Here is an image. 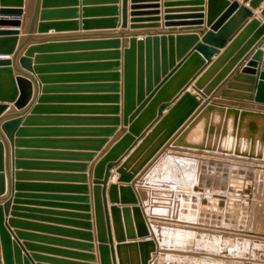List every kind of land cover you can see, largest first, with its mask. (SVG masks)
I'll return each mask as SVG.
<instances>
[{"label":"crops","instance_id":"crops-1","mask_svg":"<svg viewBox=\"0 0 264 264\" xmlns=\"http://www.w3.org/2000/svg\"><path fill=\"white\" fill-rule=\"evenodd\" d=\"M23 1L24 13L20 16L21 24L0 25V30L18 31L15 35L7 36L15 41L4 43L0 59H12L16 56L15 64L18 70L14 69V74L20 71L30 73L33 85L32 98L21 109L16 108L14 102L0 101L8 105L0 115V139H4L7 152L6 189L0 195L3 227L10 237L14 258L17 248L22 264L26 256L30 258L32 264H102L100 252L102 243L97 228L94 180L98 164L128 133L132 124L129 117L133 110L127 112L124 105L125 45L127 46L133 37L137 39L146 37L147 34L142 33L149 31L161 32L157 36L164 35L167 38L170 35L189 34L194 35L196 39L184 54L191 52L202 41L204 34L210 29L209 25L217 21L226 6L219 8L215 13H210V0H128V28H122L123 0L41 1L36 22L32 32L29 33L36 0ZM237 1L250 9L252 16L245 19L243 13L238 11L231 16L235 19V25L227 38L228 45L244 31L247 23L252 19L256 18L264 23V16L261 14L264 0H260L256 6L250 5L251 0ZM194 4H201L204 10L165 13L166 6H169L170 10L197 9L191 8L198 7ZM132 5H160L157 9L161 13L132 16ZM214 5L219 6V4ZM0 8H2L1 0ZM149 9L154 8L139 10ZM167 14L175 15L173 17L202 15L201 18L171 20L176 21L174 23H201L166 26L164 18ZM2 18L12 19V16L0 15V19ZM42 25L45 27H41ZM131 25L137 27L131 28ZM254 33L255 30L206 80L205 87H208L220 72L227 69L226 77L224 76L223 82L216 86L212 94L202 95L196 87L197 81L212 65H207L204 59L197 67L195 77L200 74L186 91L196 94L197 99L201 98L202 104L213 95L214 98L223 99L225 102L233 101L240 104L232 105L240 111H258L264 114V109H261L264 104L254 101L255 92L248 89L250 83L243 78L244 74L240 76V70L251 58L249 52L243 56L248 50L232 62ZM262 49L264 50V45ZM224 51L225 48L220 49L221 54ZM116 53L118 57H115ZM26 54L30 60L31 71L25 69L20 61ZM219 55L216 54L213 61ZM180 58L181 56L175 53L174 65ZM171 67H168V71ZM12 85L13 80L9 74H2L1 92L4 95L12 93ZM138 104L136 99L135 107ZM202 104L194 113L200 110ZM254 105L259 106L254 108ZM169 109L170 107L164 110V115ZM216 117L220 119L219 114ZM16 118H20L21 121L16 126L13 137H9L3 129V123ZM255 120L259 125L258 132L261 133L263 120L260 118ZM247 121L249 120L245 122ZM233 122L234 117L231 116L227 128L230 134L233 131ZM145 136L141 138L133 134L132 141L104 163L102 176L105 175L106 166L110 161L118 162L112 168L108 180L106 192L108 207L125 205L111 201L109 195L111 184H132L138 199L137 205L141 207L151 232L153 222L160 215L161 203L164 204L165 210L171 212L172 197L176 188L187 189L179 192L191 196L193 211L196 207L200 209L208 205L210 212H207L211 215L213 213L211 205L216 208L217 203L208 201L200 205L198 196L201 190H196L195 187L202 189V176L207 177L209 181L205 187L209 188L213 183L215 185L217 152L202 153L195 148L166 144L135 175L134 183L118 182L120 176L117 172L118 168L128 161ZM199 138L200 129L197 128L193 130L189 139L198 142ZM153 144V141L150 142L128 162L129 171L136 169L137 164ZM224 156L227 158L226 154ZM245 173L244 175L248 176ZM83 196L90 197V201L82 202L77 198ZM118 198H121L120 191ZM109 216L111 219L110 210ZM111 226L115 253L112 255L109 249V254L112 263L119 264L116 251L119 242L112 221ZM0 249L3 263L2 244ZM153 261L152 255L150 264H153Z\"/></svg>","mask_w":264,"mask_h":264},{"label":"water","instance_id":"water-1","mask_svg":"<svg viewBox=\"0 0 264 264\" xmlns=\"http://www.w3.org/2000/svg\"><path fill=\"white\" fill-rule=\"evenodd\" d=\"M41 1L47 2L50 0H36L29 33L32 32V28L36 22L41 7ZM244 1L246 2L247 0ZM259 1L260 0H251L250 5L256 6ZM214 4H219V6L215 7ZM23 5V0H1L2 8H0V15L12 16V19L2 18L0 19V25H20V16L24 13V9H22ZM194 5H197L198 7L191 8L197 9L170 10L168 8L169 6H166L165 13H171L174 11L201 12L204 10V7H201V4ZM223 6H226L223 13L219 16L217 21L209 25L210 29L204 34L202 41L199 42L191 52L184 54L186 49L196 39L194 35L189 34H179L176 36L170 35L167 38L164 35L158 37L157 34L161 32L149 31L142 33L147 34L146 37H142L141 39L133 37L129 40L128 45H125L123 62L124 105L127 112L133 110L129 117L132 124L128 129V133L113 147L109 155L98 164L96 167V179L94 180L97 228L99 239L102 243L100 246L102 264H116L115 262L112 263L109 254L110 250L112 255L115 253L111 221L113 223V230L116 239L119 242L116 246L119 264H150L152 255L154 256L158 249V244L155 237L152 235V232L148 229L142 214V209L137 205L138 199L134 194L132 184H111L109 187L111 201L125 204L123 207L111 206L109 208L106 199L110 172L118 162H116V160L110 161L106 166L105 175L102 176L104 163L110 157L115 156L119 149H123V147L130 143L133 139V134L141 136L142 138L147 131L156 124L152 131L145 136L139 147L132 153L128 161L118 168L117 172L120 174L118 182L132 183L135 175L146 166V164L156 156L166 144L178 147L195 148L202 153L205 151L224 152L258 160L264 159V149L260 148L259 151L255 150L256 142H260L261 145L264 146L263 113H259L258 111H240L239 109L232 107V105L240 104L233 101H229L228 103L223 101V99L214 98L213 95L208 97V99L202 104L203 100L201 98L197 99L198 96L196 94L186 91L192 81L200 74L199 73L195 77L196 69L201 65L204 59L207 65H212L197 81L196 87L202 95L212 94L216 86L223 82L226 77L225 74L227 69L220 72L208 87H205L206 80L212 76L215 70L223 64L232 52H235L237 48L241 46L243 41H245L255 30L253 37L244 48L240 50L232 62L248 50L243 56L249 52L251 58L240 70V76L244 74L243 78L250 83L248 89L255 92L254 101L264 104V50L262 49V46L264 45V38L262 39L264 36V23H261L260 20L256 18L252 19L247 23L244 31L235 39H232L233 41L231 40V43L228 45L227 38L235 25V19L231 18V16L238 11L239 13H243V16L246 19L252 16V11L244 5H240L237 0H210L209 12L215 13ZM144 8L154 9L144 11L139 10ZM157 8H160V5H132L131 9L133 11L131 12V15L138 16L143 14L161 13ZM261 14L264 16V8L262 9ZM173 16L175 15H165L164 20L166 26L201 23H174L176 21L171 20H173V18H201L202 15ZM136 22L142 21L136 20ZM41 27L45 26L42 25ZM134 27L137 26L131 25V28ZM122 28H128V0H123L122 3ZM17 33L18 31L16 30H0V52L4 50V43L15 41V39H10L11 37L7 36L15 35ZM120 35L124 34L120 33ZM221 48H225V51L222 54L220 53ZM175 53H177L179 57L181 56V58L178 63L174 65ZM216 54L220 55L215 61H213V57ZM115 57H118V53H116ZM28 58V54H26V56L22 57L20 61L25 69L31 71L32 67ZM15 59L16 56L12 59H0V77L2 74L8 73L13 80L12 93L4 95L0 90V101L7 100L8 102H14V106L21 109L26 106L32 98V75L25 71H20L15 75L14 69L18 70L15 64ZM169 66L172 67L168 71ZM225 95L227 94L225 93ZM136 99H138L139 103L137 107H135ZM247 99H251V97H247ZM200 104H202L200 110L197 113H194ZM255 106L259 105H254V108H258ZM168 107H170V109L164 115L163 112ZM7 108V104L0 103V115ZM261 109H264V107ZM217 114L220 115L219 120L216 117ZM231 116L234 117V122L233 131L230 134L227 128L228 119ZM256 118L263 120L261 133L258 132L259 125L255 120ZM246 120L249 121L245 122ZM20 121V118H16L3 123V129L9 137H13L15 128ZM197 128L200 129V138L198 142H193L189 139V136L192 134L193 130ZM229 137L231 138L232 147L227 148L224 146V142ZM243 139L246 141L247 147L245 149L241 147ZM152 141L154 144L137 164L136 169L129 171L128 162ZM6 155L5 142L4 139L1 138L0 195H2L6 189ZM195 189L197 190L198 187H195ZM118 191L121 193L120 199L118 198ZM213 196L217 198L221 197V199L226 198L220 195ZM77 198L82 202L90 201V197L88 196ZM203 201H206V199L204 198ZM109 210L111 211V219L109 216ZM107 236H109V238ZM0 244H2L3 254L2 263L0 249V264H22L17 248H15V258L13 256L10 237L2 223L1 207ZM29 259L26 256V258H24V264H32Z\"/></svg>","mask_w":264,"mask_h":264},{"label":"rangeland","instance_id":"rangeland-1","mask_svg":"<svg viewBox=\"0 0 264 264\" xmlns=\"http://www.w3.org/2000/svg\"><path fill=\"white\" fill-rule=\"evenodd\" d=\"M215 180L208 188L202 176L198 189L200 205L204 198L217 203L211 215L208 205L193 211L191 196L179 192L183 188L175 189L171 212L161 203L153 222V264H264V159L217 152Z\"/></svg>","mask_w":264,"mask_h":264},{"label":"bare ground","instance_id":"bare-ground-1","mask_svg":"<svg viewBox=\"0 0 264 264\" xmlns=\"http://www.w3.org/2000/svg\"><path fill=\"white\" fill-rule=\"evenodd\" d=\"M224 146L225 147H231L232 146V144H231V138L229 137L226 141H225V143H224ZM241 147L243 148V149H245L247 146H246V141L243 139L242 140V143H241ZM248 147H249V144H248ZM260 148L261 149H264V146H262L261 145V143L260 142H256V145H255V150L256 151H259L260 150ZM187 159V158H186ZM199 189V188H198ZM215 195H220V194H215ZM220 196H224V195H220ZM224 197H226V196H224ZM215 198H217V197H215ZM221 198V197H220ZM218 199V198H217ZM206 201H204V203H205ZM152 226H153V224H152ZM151 226V227H152ZM154 227V226H153ZM152 231H154V228H152ZM152 235H153V233H152ZM154 236V235H153ZM156 240V239H155ZM157 242V241H156ZM157 244H158V242H157ZM158 251V250H157ZM157 255V252H156V254L154 255V257Z\"/></svg>","mask_w":264,"mask_h":264}]
</instances>
